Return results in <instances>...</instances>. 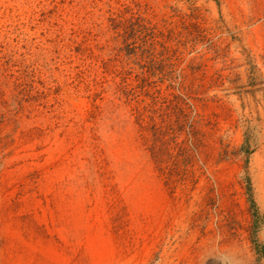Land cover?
I'll return each instance as SVG.
<instances>
[{
    "label": "rangeland",
    "instance_id": "374dc122",
    "mask_svg": "<svg viewBox=\"0 0 264 264\" xmlns=\"http://www.w3.org/2000/svg\"><path fill=\"white\" fill-rule=\"evenodd\" d=\"M264 0H0V264H264Z\"/></svg>",
    "mask_w": 264,
    "mask_h": 264
},
{
    "label": "trees",
    "instance_id": "16d2710c",
    "mask_svg": "<svg viewBox=\"0 0 264 264\" xmlns=\"http://www.w3.org/2000/svg\"><path fill=\"white\" fill-rule=\"evenodd\" d=\"M254 150L255 142H253L250 134L247 132L239 148V154L243 156L245 160L244 171L241 177L246 184V195L247 201L249 203V210L252 217L253 228L255 230L254 234L257 235L260 231L264 230V212L260 209L259 205L255 200L252 181L249 174V159ZM254 243L257 254H259V256H262L264 253L259 250L257 240Z\"/></svg>",
    "mask_w": 264,
    "mask_h": 264
}]
</instances>
